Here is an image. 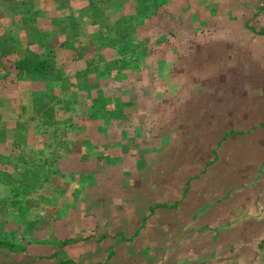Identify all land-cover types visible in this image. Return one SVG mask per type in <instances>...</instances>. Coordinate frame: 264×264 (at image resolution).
<instances>
[{"label":"rangeland","instance_id":"1","mask_svg":"<svg viewBox=\"0 0 264 264\" xmlns=\"http://www.w3.org/2000/svg\"><path fill=\"white\" fill-rule=\"evenodd\" d=\"M174 1L34 0L30 7L25 0L11 3L10 9L23 4L18 7L21 14L41 11V16L52 9L53 2L64 8V15L74 21L62 15L59 25L43 23L40 27L46 31L49 46L54 41L60 43L55 37L60 34L59 27L76 24L73 31L65 32L68 38L75 35L82 50L74 53L70 47L59 48L57 65L65 62L73 71L61 80L53 77L48 92L57 89L59 99H65L61 89L65 85L67 89H85L86 95L104 89L118 100L117 92L123 89L125 96L133 101L143 98L145 103L139 106L127 100L114 120V131H123L124 138L135 143V153L125 154L129 163L123 174L118 173L115 179L100 177L98 184L80 196L71 185L63 196V202L70 205L63 214L57 206V218H46L44 212L54 210L51 207H56L60 194L54 199L50 194L32 195L41 204L32 206L36 210L30 236L25 233L30 224L19 222L22 216L15 214L17 209L9 208L7 218L12 221L3 224L0 234L9 242L21 240L22 245L31 246L20 253L0 247V264H56L57 259L49 256L55 252V241L63 238L79 239L63 249L64 256L78 264H264V250L259 249L264 240V128L259 125L264 122V40L254 38L249 21V32L233 33V40L214 39L207 33L200 37L195 33L200 27L182 22L195 21L197 12L186 19L180 15L183 12L176 11L173 17L169 3ZM210 1L213 10L201 13L204 21L230 2ZM193 2L201 4V0H178L177 5L186 11ZM99 9L103 21L96 17ZM143 9L152 12L144 14ZM8 15L4 13L1 26L3 32L9 27L13 36L18 29ZM251 25L259 29L254 21ZM126 31L128 37L121 40ZM17 35L24 37L22 32ZM106 45L114 49V56L105 53ZM86 56L96 60L89 77L80 74ZM114 67L116 75L110 76ZM121 67L134 76L123 77ZM0 114L4 117L0 128L11 119L15 122L18 117L23 123L29 118L28 111L8 116L0 108ZM229 129L242 132L222 139ZM33 134L30 129L31 146L24 151L30 152L26 156L32 166L28 176L38 185L43 174L50 175L54 168L42 164L49 150ZM6 144L0 139V152L18 153ZM139 149L146 152L145 162L139 160ZM64 151L55 154L64 155ZM56 167L64 173L74 172L79 163L68 159ZM69 183L64 177L61 189ZM42 184V192L51 187ZM28 200H21L24 210ZM176 201V209H157L148 216L150 206ZM46 202L51 203L49 208ZM1 215L4 213H0V221ZM24 215L31 219L26 210ZM144 216H148L145 222ZM137 229L139 235L132 243L120 240V233L128 238ZM28 239L31 242L25 241ZM110 252L112 257L107 259Z\"/></svg>","mask_w":264,"mask_h":264},{"label":"trees","instance_id":"2","mask_svg":"<svg viewBox=\"0 0 264 264\" xmlns=\"http://www.w3.org/2000/svg\"><path fill=\"white\" fill-rule=\"evenodd\" d=\"M25 1L28 2L30 7L34 0ZM111 1L112 0H109V2ZM141 2L147 3L148 0H141ZM11 3H13V0H0V108L2 112L8 114V116H13V112L24 115L28 111L29 118L23 123L17 121L18 117L15 122L11 119L7 126L0 128V139H3V142H7L6 145H8L9 148H14L18 152L17 154L12 153L11 150L9 154H7L6 151L2 152V150L0 152V193H2L1 195L4 193L3 199L0 198V213H4V215H1L0 229L3 224L11 220L7 218V216L10 215L9 208L17 209L15 214L22 216L19 222H22L24 225L27 223L30 224V227L26 229L28 231L25 230V233L30 236L34 233L32 218L33 212L36 210L32 206L33 204H41L40 201H38L39 199L32 197V195L50 194V198L53 197L54 199L60 194L58 196L59 200L57 199L58 202H56V207H51L54 209L52 210L53 212L49 210L44 212L46 218H57L60 216L59 214H63L64 210L68 209L67 207L70 205L63 202V196L66 195L67 188L69 189L71 185L75 187L77 195L79 192L80 196L84 190L98 184V179L100 177L115 179L118 173H122L123 170H126L124 167L127 166L129 162L124 158V153H127V151L134 153L135 151H133V149L135 148V143H132L133 141L131 139H125L123 131H118V129L114 131V120L118 119L117 111L120 106L122 104H128L127 100H130L132 104L135 102L139 106H143L145 99L136 98V100L133 101V99L122 94V89L117 92L119 94V99L116 100L112 93H108L104 89L96 92L97 86L95 85L93 91H95L96 94L91 93L89 95L85 94V89H67L66 85L65 87L62 86L61 89L67 97L65 99H59L60 92L57 91V89L48 92L49 86L47 84L52 81L53 77L56 76L57 79L61 80L62 75L73 71V68L65 62L61 66L57 65L55 57L56 54H58L59 48L62 46L70 47L74 53H79V51L82 50L83 45L80 41H75L74 34L72 35L73 38H68L67 36V32L72 30L73 26L76 24H72V22V28L64 27L63 29L59 27L61 29L60 34L55 35V37H59L58 42L60 43L57 45L54 41L53 44L49 46L45 33L46 31H42L40 27L43 23L51 24L52 26L55 23L59 25L61 21H63V18L60 17L62 15L67 17L64 15V8L59 7L60 5L53 2L54 6L51 7L52 9L49 11L46 9L41 13L42 15L45 13V16H41V11H33L32 8V13L21 14L18 7H21L23 4L17 5V7L12 6V9H10ZM1 9L5 11L2 12ZM262 10H264V0H261L258 7L253 11L252 18L261 19ZM99 11L96 17L99 18L98 20L103 21V12L101 9H99ZM143 11L144 14L145 11L148 13L152 12L150 9H143ZM4 13L9 14L8 17L11 15L10 18L13 19L10 20L15 19L16 23L14 27L18 29L17 32L24 33V37L21 38L17 35V32L16 35L13 36L9 34V27L3 32L1 24L2 21H5ZM67 18L71 19L70 16ZM70 21L74 20L71 19ZM97 22L98 21H94L93 23L97 25ZM115 27L117 28L118 26L115 25ZM67 29L68 31L65 32ZM251 31H255L259 36H264V26L260 27L258 30L251 27ZM118 34L121 35L122 32ZM128 34L129 32L127 31L123 33L121 40L128 37ZM105 48V53H107V55H115L113 48L108 45H106ZM110 52H112V54ZM82 57H84V55ZM87 58L88 59H83L85 69L80 71V74L89 77L96 68V60L94 57ZM102 58H104V53L100 60ZM106 67L108 68L109 66L107 65ZM116 70V67L111 69L109 75L115 76ZM134 74V72L127 71L124 67H121V75H123V77L130 79ZM42 81L45 82L43 86L40 85ZM22 101L25 103L22 104ZM50 102L52 103L50 104ZM62 102H64L63 105ZM71 108H73V111ZM3 118V114H0V122ZM259 125L264 128V122ZM30 129L34 132V138L37 139L40 137L43 140L45 149L49 150L47 154L45 153L47 160L43 161L42 164L54 168L51 169L52 172L50 175L43 174L42 183H46L48 186L51 185V187H47L43 192L41 191L43 184L38 183L37 185V181L28 176V173L32 170V166L29 167V159H27L26 156L30 152L26 153L24 149L30 148L31 146L28 144V140H30L28 139ZM241 132L242 131L229 129L223 133L221 137L222 139H226L236 133L241 134ZM59 150L64 151L65 153L62 152L64 155L55 154V152ZM145 153L142 151L139 152L138 156L140 162L142 159L145 162ZM68 159H75L78 161L79 167L76 168L74 172L66 171L67 173H64V171L59 170L56 165ZM9 167L11 170L8 169ZM125 174L129 175V172ZM58 176L60 179L57 178L56 180L54 177ZM64 177H66L70 183L68 186L65 185L64 189H61ZM37 188H39V190L35 192ZM25 198L27 200L29 199L27 203L28 206L25 210L28 217H31L30 220L25 218V210L21 205V200ZM48 202L45 203L47 208L51 205V203ZM57 206L60 211L59 214L55 213ZM177 206L178 201L156 203L149 207L148 216H152L157 209H176ZM148 216L143 217V222L147 220ZM138 235V229L128 238L125 237L123 233H120V240L130 244ZM105 238V236H102V239ZM78 240L79 239L76 238L56 240L54 247L55 252L51 254L49 258L57 259L56 264H78L74 259L65 257L63 253L65 247L77 243ZM25 241L28 242L30 240L28 239ZM20 242L21 240L9 242L0 234V247L8 250L10 253L24 252L27 247L31 246L22 245ZM34 242L35 240H32L31 244H34ZM259 249L264 250V240L259 244ZM112 254L113 253L110 252L107 255V259L111 258Z\"/></svg>","mask_w":264,"mask_h":264},{"label":"crops","instance_id":"3","mask_svg":"<svg viewBox=\"0 0 264 264\" xmlns=\"http://www.w3.org/2000/svg\"><path fill=\"white\" fill-rule=\"evenodd\" d=\"M177 1L172 2V4L169 3V9H171L170 15L175 17L176 11L183 12L180 13L182 16H186V19H189L188 17L192 15V13L197 12L196 20H186L182 21L186 24H193V26L199 28L198 30H195V33H207V35H211L214 39L221 38V40H233L231 39L233 36V33H246L247 31V21H250L248 26L253 27L251 24L254 21L256 26L263 27L264 26V10L261 11L262 18L253 19V11L255 8L258 7L261 0H229L230 2L227 3L226 7L222 6L220 11H218L216 14H209L206 16V19H204L201 16V13H211L212 12V3L210 4V1L208 3H204V0H201V4L199 5L198 2L194 3L191 6V9L188 8L186 11L183 9L184 7L182 5H177ZM157 16V15H156ZM222 18V19H220ZM172 22V21H167ZM173 23V22H172ZM248 28L251 31V28ZM196 28V29H197ZM256 30H258L256 27H254ZM255 32V31H254ZM202 35V36H203ZM245 35L252 36L250 33H247ZM254 38L256 40L261 39L264 40V36H259L257 34H254ZM201 37V35H200ZM261 40L258 41L257 44H261ZM257 45V46H259ZM246 46V44L244 45ZM256 47V46H255ZM214 65V64H213ZM194 83V81H193ZM205 86L207 85L206 82H204ZM179 84L176 85V88H178ZM201 88L202 85H201ZM205 88V87H204ZM203 88V89H204ZM192 99L194 98L193 95H191ZM194 105V104H193ZM140 152V149H139ZM135 153V152H134ZM124 153V158L128 159L127 156ZM133 154V152H132Z\"/></svg>","mask_w":264,"mask_h":264}]
</instances>
